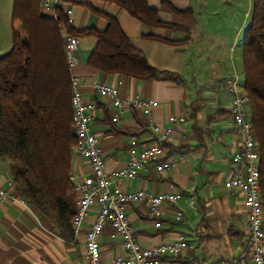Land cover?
I'll return each instance as SVG.
<instances>
[{"label":"crops","instance_id":"crops-1","mask_svg":"<svg viewBox=\"0 0 264 264\" xmlns=\"http://www.w3.org/2000/svg\"><path fill=\"white\" fill-rule=\"evenodd\" d=\"M162 1L147 0L151 7L158 8L164 20L184 25L189 31L148 26L116 0H59V6L65 14L71 9L70 24L79 30L89 26L103 29L108 16L116 17L131 43L146 54L152 65L181 74L183 83L164 78L141 80L91 68L86 60L97 43L94 35L77 36L79 62L71 72L83 77L84 98L96 105L97 118L92 130L100 138L107 171L125 165L130 134H136L141 143H150L159 135L153 130V123L162 129L176 125L165 143L166 154L185 158L162 173L148 166L126 180L123 188L159 193L174 186L181 192L179 201L164 204L159 227L149 216V204L144 201L131 203L126 211L144 245L171 240L177 233L187 236V249L175 257H164L160 264H221V259L241 249L247 228L242 193L224 186L230 175L231 154L239 146V136L232 130L224 79L240 78L242 41L249 26L245 20L251 12L245 11L243 19L235 7L220 16L219 10L225 8L223 3L167 0L171 8ZM186 8L190 13L175 10ZM43 12L53 15L55 7L43 6ZM13 25L19 27L17 22ZM146 33L166 39H183L187 35L189 38L175 44L145 37ZM235 41L239 42L233 45ZM5 45H0V54L8 50H4ZM118 79L122 80L119 90L123 97L140 95L154 101L148 111L129 109L121 113L118 122L114 121L111 100L97 92L92 83L95 80L115 83ZM71 169L82 175L87 171L86 160L73 156ZM0 184L19 196L9 162L3 158H0ZM179 210L181 217L177 216ZM94 217L95 207L89 211L80 234L67 239L30 203L5 200L0 203V264H88L85 232ZM100 245L105 264H112L116 255L124 254L120 237L114 234L110 223L104 226ZM246 264L253 263L248 260Z\"/></svg>","mask_w":264,"mask_h":264},{"label":"trees","instance_id":"trees-1","mask_svg":"<svg viewBox=\"0 0 264 264\" xmlns=\"http://www.w3.org/2000/svg\"><path fill=\"white\" fill-rule=\"evenodd\" d=\"M148 26L189 31L164 20L147 0H116ZM164 5H172L162 1ZM180 14L190 9H175ZM250 24L242 41L243 87L249 96L248 113L258 142L260 188L264 205V0H252ZM11 47L0 54V158L7 159L19 196L49 219L67 239L73 235L71 220L76 193L68 179L76 135L72 121L71 73L64 43L69 35H94L97 43L86 63L91 68L141 80L164 78L183 83L181 74L152 65L134 46L114 16L103 29H76L67 22L62 7L43 12V0H13ZM158 38L179 44L183 39ZM118 130V129H116Z\"/></svg>","mask_w":264,"mask_h":264},{"label":"built area","instance_id":"built-area-1","mask_svg":"<svg viewBox=\"0 0 264 264\" xmlns=\"http://www.w3.org/2000/svg\"><path fill=\"white\" fill-rule=\"evenodd\" d=\"M59 0H43V6L51 8L59 5ZM71 9L66 10L67 22L73 21ZM78 37L69 35L65 39L64 50L71 73V108L72 121L76 135L73 156L83 158L87 162V171L80 175L70 168L68 179L76 193V211L71 224L73 236L77 237L87 220L89 211L95 207V217L85 232V253L88 264H105L101 256L100 237L104 226L110 223L114 234L121 240L124 254L115 256L112 264H160L164 257H175L187 249L189 242L184 233H177L171 239L160 243L144 245L132 225L127 207L131 203L144 201L149 204L148 214L155 225H161L164 204H175L181 192L174 186L169 191L154 193L143 188L126 190L123 184L133 179L148 166H154L159 172L176 165L181 158L166 154L165 143L176 125L162 129L153 123V130L159 135L150 143H141L136 134L129 135V157L125 165L107 171L101 141L92 130L97 118V108L92 101L85 100L83 95L84 79L71 72L78 64ZM118 79L115 83L101 80L93 81L95 90L108 97L113 105V119L118 122L121 113L129 109H146L154 103L140 95L122 96ZM225 93L229 98L228 111L231 117L232 130L239 136V146L230 157V175L224 181L228 190L238 189L247 209V228L243 245L237 254L221 259V264H264V205L260 188V156L258 142L255 137L252 121L248 113L249 96L237 76L224 79ZM8 199L24 198L12 194L0 184V203ZM179 210L177 216L181 217Z\"/></svg>","mask_w":264,"mask_h":264},{"label":"rangeland","instance_id":"rangeland-1","mask_svg":"<svg viewBox=\"0 0 264 264\" xmlns=\"http://www.w3.org/2000/svg\"><path fill=\"white\" fill-rule=\"evenodd\" d=\"M199 1L200 2L210 1L214 4H221V3L225 4V8L224 9L221 8L219 10L220 16L222 15V13H228L229 11H231V9L235 7L238 11V15H240L241 18L245 19V11L249 10V12H251L252 9V0H199ZM12 5H13V0H0V45L6 43L4 50L9 49L12 45L13 30L16 31L19 30V27L14 26L11 20ZM250 17H251L250 14L246 17L245 22L247 23V25L250 24ZM238 42L239 41H235L233 45L238 44ZM239 80H240L239 82L242 84L244 80V74L242 70L240 71Z\"/></svg>","mask_w":264,"mask_h":264}]
</instances>
